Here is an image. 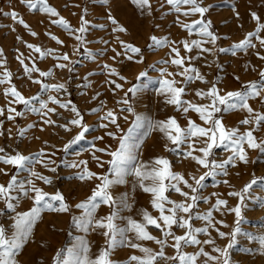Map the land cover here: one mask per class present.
<instances>
[{"label": "rangeland", "instance_id": "1", "mask_svg": "<svg viewBox=\"0 0 264 264\" xmlns=\"http://www.w3.org/2000/svg\"><path fill=\"white\" fill-rule=\"evenodd\" d=\"M48 3L55 7L60 16L68 20L73 28L78 29L81 26L82 16L90 21L89 30L84 34L85 44L81 45L69 31L58 24H53L51 21L58 18L51 17L41 11L39 6L36 10H31L25 4H22L20 0H0V9L3 12H17L19 17L23 18L30 26L31 30L37 33L36 36L31 35L29 29L13 20L10 16H5L3 12H0V49H3V55L0 56V78L4 77L5 72L12 74L10 82L0 83V108L5 110L4 115H0V122H2L0 131L3 132V135H0V148H4L5 152L10 155L19 152L33 157L41 149L47 155L55 152V156L51 157L56 161L55 165H51V167L57 168L55 173L49 171L43 164L34 163L31 165L35 171L52 179V184H45L40 180H36V184L45 192L51 194L61 192L66 202L71 206L69 212H62V216L59 214L60 212L52 211L57 222V233L54 237L55 243L53 242L49 253L46 252V244L49 243V239H47L45 230L49 211L45 210L42 213L41 220L33 230L31 240L18 256L20 264H53V258L56 253L63 250V255L66 256L67 249L77 243V237H81L88 242L90 247L89 255L92 259H95L100 250L106 246L105 237L99 230L85 233L77 229L73 224V217H80L83 214V210L76 208V204L87 200L96 185L100 183V180L82 181L78 179L76 173L81 169L69 168L65 162L84 160L88 162L87 166L91 171L96 172L98 175L108 174L110 165L105 163L104 167H99L92 158L93 146L89 144L88 137L91 134L103 133L102 135L106 141L107 132L112 131L114 126L109 125L105 129L101 125L107 123V121H102L100 118L110 109L119 115L118 122L124 121L123 116H128L129 125L123 129L125 133L127 132V129L132 126L135 120V115L127 111L121 113L120 109L123 105L119 104L118 101L124 97L125 91L132 84L139 83L136 77L140 72L147 71L152 81L161 78L160 72L153 68L152 65H156L159 68L161 64L159 61L170 59L174 56L175 54L171 53V46L179 47L180 54L183 57L199 56L198 59H193L186 65L198 69L200 74L205 77L207 83L202 82L201 86L199 84L200 80L189 83L182 96V100L195 104H198L196 92L199 87L200 90L207 91L213 84H216L221 90V95H223L229 91L241 90L242 82L243 84L250 81L261 82L259 73L264 71V60L259 58V56H264V46L261 45L259 39L253 37L252 43L255 47L249 48L246 52L238 50L233 54L231 47L243 40L247 33L254 32L257 28L258 25L252 18V13H256L261 18V22H264V0H203V6H212L209 12L205 14L204 19L211 20L210 30L219 39L215 44L202 43L201 47L213 49L212 52H202L201 48H196L195 46H192V51L189 52L183 47L184 41L189 42L191 45L192 41L207 39L200 36L198 32L199 25L191 33L181 26V22L191 24L201 18L198 13L184 15L183 13L188 9V5H181V12H176L173 6L167 3V0H150L151 14L149 15L147 8L142 12L140 8L132 3V0H108V3H104L103 0H48ZM85 9H87L86 15ZM109 13L126 29V32L114 33L112 31L113 25L108 19ZM237 13H239L238 16ZM100 24H103L104 28L96 26ZM52 36L58 37L63 43H57L56 40L52 39ZM117 36L120 38L119 40L116 39ZM152 36L157 38L167 37L170 41H174L175 44L161 48L149 47L152 44ZM260 37L264 38V31L260 33ZM121 40L142 49V63L136 62L140 57L128 60L125 55H116L117 52H124V48L120 43ZM103 41L108 43L105 44ZM27 44L39 46L45 52L52 49L53 52L41 59L40 54L28 48ZM220 48L229 49V51L220 52ZM112 49L116 51L114 52ZM89 51H91L95 59L89 56ZM64 53L69 55V61L56 59V57ZM257 53H259V56ZM17 57L24 60V64L28 67L35 65L41 71L52 70L53 75L40 77L38 72H33L30 79L29 73L25 71L24 65L20 63V59H17ZM59 63H67L69 68L73 70L69 71L68 68L61 69L56 67ZM105 65L115 68L120 75L126 77V81H121L118 76L109 74L108 69L104 67ZM161 65L162 68H167L168 72L171 73L181 71L180 68L171 63ZM237 76L239 80L236 79ZM180 78H182L181 82H183L184 78L181 76ZM35 79H40L47 84L63 83L66 85L67 91L61 90L57 92L51 89L42 91L41 85L33 82ZM113 79L123 84V90H114V85L109 83ZM144 82H147V79ZM13 85L26 98L39 97V99L33 101L36 107H39L41 100H48L49 96H55L61 102L71 101V105L76 106L80 110L84 116V122L89 126V131L85 133L84 139L64 151L65 145L81 130L79 127L69 123L75 118V114L69 109L61 108L59 105L49 101L48 106L56 109V112L49 113V116L56 123L45 124L41 115L26 111L22 104L10 103L14 100V97L6 95L5 92ZM158 89L159 85H154L152 93H148L145 88L135 96L129 94L128 98L135 110V114L146 117L148 110L145 106V101L154 100V93H158ZM160 96L162 108L169 107L171 104L166 103L165 96ZM249 103L255 112L264 113V103L261 102L260 97L251 99ZM9 107H14L17 111L25 114L10 120L8 119ZM94 108L101 110L93 113L92 109ZM161 109L156 116V121L168 119L161 113ZM195 113V111L190 110L187 114H184L182 111H177L176 106L173 108V115H175L173 117L177 119L182 128L188 126L189 119L195 121ZM216 115L222 117L223 124L229 129L239 128L241 132H245L250 127H254V125L246 126L240 124V121L249 115L245 110L222 111ZM29 124L35 126L28 129ZM64 124H68L71 131H66L60 126ZM22 129H27L24 136L19 134ZM157 133V140L151 143L152 155L149 161L145 163L144 160L139 158L140 161L151 165L158 157L167 158L171 161L172 171L183 174L185 178H189L191 175L198 177L206 171V169L197 165L190 158L185 159L182 151H169L168 149L175 147V145L170 147V141L159 129H157ZM254 135L258 139H262L264 138V130H258ZM148 138L150 140V137ZM195 147H202L199 140H197ZM247 151L250 163L238 162L236 167L229 166L228 176L220 174L216 179L212 177L206 178V187L202 190V194L211 197V201L210 203H205L201 200L195 211H207L217 199L216 196L212 195L213 193L219 194V198L227 199L230 206H235L237 199L227 194L230 191H238L249 183L254 178V176L247 177L251 172H259L261 174L259 177H264V153H260L257 150L256 158H254L253 152L255 150L247 149ZM47 155L45 158H47ZM96 155L100 156L103 161L111 159L110 156L107 158V155L102 156L97 153ZM228 155H230V152L223 147L214 149V158L217 161L226 159ZM0 168H3L7 173H0V184L6 185L13 175L17 176L19 180H25L30 177L28 169H17L3 163H0ZM128 180L129 183L126 185L114 186L112 189L114 196L119 197L125 192L132 194V183L135 178L129 177ZM223 180H228L229 184L222 183ZM146 183L149 182L146 181ZM184 190L187 191L188 189L185 188ZM132 195L133 199L130 201L132 203L131 210H122L120 217L125 219L116 220V223L122 228L127 226V217L141 221V212L144 209H147L153 216L159 215L151 206V194L144 193L137 187ZM167 195L178 202L183 200V197L175 192H169ZM250 195L252 198L246 201L247 207L244 211L245 219L241 226L242 232L237 238V243L230 250L231 264H264V255H261L258 251V241L249 239V235H264V208L260 206L261 201H264V181L254 185ZM32 206L33 201L30 198H21L18 202L17 211H28ZM55 206L59 207V202H55ZM0 210L3 212V214H0V224L9 227L12 223L11 217L15 213L7 210L3 201H0ZM111 211L112 209L107 205L102 204L97 210L96 216L97 218L107 216ZM214 216L217 220L222 219L230 226L229 228H224L218 225L221 231L225 230V232H228L231 230L235 220L234 214L222 210V212H214ZM193 223L196 227L204 226L203 221L194 220ZM149 231L155 236H161V232L153 229L152 226H149ZM173 231L178 235H182L184 232V230L177 228H174ZM209 231L214 239V233L216 232L212 229H209ZM128 236L134 239V233L129 232ZM199 238L203 240L208 237L201 234ZM137 242L145 247L159 251V246L152 241ZM227 243L228 241L225 239L216 241V245L218 244L217 246L220 247H224ZM203 247L205 251L216 255L212 251V245H203ZM249 249L251 251H248ZM184 251L193 253L198 251V248L189 246L185 247ZM165 252L168 256L175 255V250L171 247L166 248ZM132 255L140 256L143 253L130 247H118L111 258L119 261L120 264H124ZM203 259L201 257V261ZM160 264H172V262L160 261Z\"/></svg>", "mask_w": 264, "mask_h": 264}, {"label": "snow or ice", "instance_id": "2", "mask_svg": "<svg viewBox=\"0 0 264 264\" xmlns=\"http://www.w3.org/2000/svg\"><path fill=\"white\" fill-rule=\"evenodd\" d=\"M22 4H25L29 9L36 10L40 7V10L49 14L51 17H57L51 22L58 24L61 27L69 31L70 34L75 36V39L85 44L84 34L89 30L90 21L83 16L81 17V26L73 28L69 21L64 17L60 16L58 10L49 5L48 0H20ZM104 3H108V0H103ZM138 8L143 10L148 9V14H151L150 0H132ZM169 5H172L176 12H181V5H188V9L184 11V15L199 14L200 19L194 21L191 24H185L181 22V26L186 28L189 33L198 25V32L202 38L206 40H195L191 42L184 41L183 47L191 52L192 46L201 48L202 52H212L213 49L202 48V43H212L219 39L217 35L211 31V20H205L204 16L209 12L211 5L203 6V0H167ZM85 15L87 9L84 10ZM0 12H3L0 9ZM3 15L10 16L13 20L29 29L30 34L36 36L37 33L32 31L30 26L19 17V14L15 11L3 12ZM239 13H237V16ZM252 18L257 22V28L254 32L247 33L246 37L232 45L233 54L235 51L243 50L247 51L251 47H255L252 43L253 37L260 40L262 46H264V38L260 37V33L264 31V22H261V18L256 14L252 13ZM108 19L111 21L113 28L112 31L126 32V29L119 24V22L111 15L108 14ZM97 27L104 28L103 24L96 25ZM15 30V29H13ZM79 33V34H76ZM19 39V37H18ZM52 39L56 40L57 43L62 44L63 41L59 40L58 37L52 36ZM117 40L120 38L117 36ZM152 44L149 47L161 48L165 46L174 45V41H170L167 37L157 38L156 36L151 37ZM107 44V41H103ZM124 48V52H117V56L125 55L126 59L133 60L136 57L137 63L143 62V51L141 48L134 46L130 43L120 41ZM27 47L33 49L36 53L40 54V58L43 59L46 55L53 52L52 49L47 52L42 51L39 46L33 44H27ZM112 51H116L112 49ZM220 52H227L229 49L220 48ZM131 53V54H128ZM171 53L175 55L170 59L160 61L161 64H173L176 65L181 71L177 73L168 72L167 68H157L156 65H152L161 74L159 79L158 94L164 95L166 103L175 105L177 111H182L187 114L190 110L195 111L199 114V118L204 124L209 125L208 127L201 126L195 121L189 119L188 126L182 128L175 117H169L164 121H152L150 118L142 117L139 114H135L130 100L129 94L133 96L141 93L145 88L152 83V78L149 76L147 71H142L136 77L139 83L132 84L118 103L123 105L120 112L125 111L133 113L135 120L132 126L127 129L125 133L121 129L118 123L119 115L114 110H108L100 119L107 121L101 126L107 129L109 125L114 126L117 131H109L107 135L114 140H117L118 147L115 150H109V147L95 148L92 153V158L97 162L99 167H104L107 163L110 165L108 174L98 175L96 172L91 171L88 168V162L81 161H67L66 166L69 168L81 169L76 173L80 180H93L99 179L100 183L93 189L92 194L87 200L76 204V208L82 209L83 214L80 217H73L74 226L87 233L89 231L99 230L105 237L106 246L102 248L95 259H92L89 255L90 247L86 240L81 237H77V243L71 248L67 249V255H63V250L56 253L53 258V264H120L119 261L113 260L112 254L118 247H130L138 249L143 255L137 256L132 255L128 258L124 264H160V261L172 262V264H231L230 250L237 243V238L242 232V222L245 219L244 211L247 207L246 201L251 199V190L253 186L260 181H264V177H255L247 184H245L238 191H230L227 195L237 199L235 206H230L227 199L219 198V194L213 193L217 199L214 204L205 212L195 211L198 208L199 202L203 200L205 203H210L211 197L204 196L202 190L206 187L205 180L208 177L216 179L220 174L224 176L229 175V166L236 167L238 162L244 164L250 163L247 149L259 150L260 153H264V138L258 139L254 133L258 130H264V113L255 112L251 107L249 101L251 99L260 97L261 102L264 103V71L259 73L261 82L250 81L246 84L242 82V89L238 91H229L221 95V90L213 84L207 91L198 90L196 95L201 99H208V104H195L190 101L182 100V96L185 93L186 87L189 83L195 80L203 81L207 83L205 77L200 74L199 70L195 67H188L186 60L190 62L197 57H182L180 55V48L171 46ZM89 56L95 59L94 55L89 51ZM3 55V49H0V56ZM22 55V54H21ZM259 56V53H257ZM261 60H264V56H259ZM20 59V57H17ZM58 60L69 61L70 57L67 53H64L58 57ZM115 59V57H113ZM20 63L24 65L25 71L29 73L31 79V73L38 72L40 77H50L53 75L52 70L41 71L38 67L33 65L28 67L24 64V60L20 59ZM56 67L64 69L69 68L67 63H59ZM108 69L109 74L119 77V80L126 81V77L122 76L117 70L110 65L104 66ZM11 73L5 72L4 77L0 78V83L11 81ZM92 75V73H90ZM179 75L183 77V82L175 79V76ZM168 77H171L169 79ZM87 79V78H85ZM147 79V82H144ZM239 80V77H236ZM34 83L41 85L42 91L55 90L57 92L63 90L67 91L66 85L61 84H47L40 79L33 80ZM114 85L115 89L123 90V84L118 83L115 79L109 81ZM6 95H11L14 100L10 103H19L24 105L26 111L37 113L41 115L45 124H55L56 121L52 120L49 113H55V108L48 106L49 101L59 105L61 108L69 109L75 114L69 123L71 125L79 127L80 132L65 145L64 151H67L72 145L79 143L84 139L85 133L89 131V126L84 122V116L80 110L71 105V101L61 102L55 96H49L48 100H41L39 107L33 103L34 100L39 97L26 98L20 91L13 85L8 88L5 92ZM71 105V107H70ZM101 109H92L93 113L99 112ZM238 110H245L249 115L247 118L240 121L241 125H254L247 131L241 132L239 128H226L222 122V117H218L216 114L224 112H232ZM4 109L0 108V115H4ZM8 119H15L17 116H23L25 113L17 111L14 107L8 108ZM14 114V115H13ZM125 121L128 120V116H123ZM35 125L29 124L28 129H31ZM66 131H71L68 124L60 125ZM2 127V122H0ZM154 129L165 134V137L175 147L168 149L172 152L182 151L184 158H190L197 165L206 169L200 176L191 175L189 178H185L183 174L172 171V164L167 158L158 157L152 162L151 165L145 164L139 159L140 145L143 143V139ZM27 129L20 131V136H24ZM0 135L3 132L0 131ZM99 140H103L104 137H97ZM197 140H199L203 146L195 147ZM183 146V147H182ZM167 147V146H166ZM223 147L230 152V155L226 159L217 161L214 158V149ZM106 153L111 157L108 161H103L100 156L96 153ZM0 163L5 165H11L17 169H28L30 177L25 180H19L17 176L13 175L10 181L5 184H0V201H3L7 210L15 213L11 217L12 223L9 227H5L4 224H0V264H20L18 256L21 254L25 245L31 240L33 230L37 223L42 218V213L45 210L53 212H69L71 206L66 202L64 195L61 192L54 194L45 192L42 188L38 187L36 180L43 181L45 184H52V179L49 176L42 175L41 173L34 170L31 165L34 163L43 164L49 171L55 173L56 161L51 157L55 156V152L47 155L43 149L40 150L35 157L27 156L17 152L14 155L7 154L4 148H0ZM198 153V154H195ZM47 155V158H45ZM0 173L7 174L3 168H0ZM134 177L135 180L132 183L131 193L134 194L137 187L144 193L151 194V206L155 209L159 215L153 216L147 209L142 210V220L137 221L131 217H127V226L120 227L117 223V219H125L120 217L122 210H131L133 195L125 192L119 197L113 195L112 189L117 185H126L129 183L128 178ZM148 181L149 183H146ZM191 181V182H190ZM222 183L229 184L228 180H223ZM188 189L185 191L184 189ZM175 192L183 197L182 201H175L170 198L167 193ZM21 198H30L33 201V206L28 211L19 212L17 211L18 202ZM55 202H59V207L55 206ZM107 205L112 209L111 213L107 216L97 218L96 212L101 205ZM260 206L264 208V201H261ZM226 211L232 213L235 216L234 225L228 232L221 231L218 225L224 228L230 226L225 223L222 219L217 220L214 216V212ZM0 214H3L0 210ZM194 220L204 222L203 227H196L193 223ZM149 226L153 229L159 230L161 236H155L149 231ZM174 228L184 230L182 235H178ZM209 229L214 230L218 237L225 239L228 243L224 247L216 245V240L211 237ZM134 233V239L129 238L128 233ZM203 234L207 239H200V235ZM249 239L258 241V251L261 255H264V235L252 236L249 235ZM137 241H152L159 246V251L152 248L145 247ZM171 241V243H169ZM203 245H212V251L216 255L205 251ZM196 247L198 251L189 253L184 251L185 247ZM173 248L175 255H166V248ZM248 251H251L249 249ZM201 257L204 259L201 261Z\"/></svg>", "mask_w": 264, "mask_h": 264}, {"label": "bare ground", "instance_id": "3", "mask_svg": "<svg viewBox=\"0 0 264 264\" xmlns=\"http://www.w3.org/2000/svg\"><path fill=\"white\" fill-rule=\"evenodd\" d=\"M180 55L182 56V54H180ZM187 63H188V61L186 60V64ZM159 68H162L161 64H160ZM169 79H171V77ZM175 79L178 80V81H181L182 78H180L179 75H176ZM158 81L159 80H153L152 83L146 88L148 93H152L151 91H152V88L154 87V85H159ZM202 82L203 81L199 82L200 86L202 85ZM198 90H200V87H199ZM196 98H197L198 104H208L210 102L208 99H201L197 95H196ZM161 104H162V99H161L160 94L154 93V100H152V101L146 100L145 101V106L147 107V110H148L147 114H146V117L150 118L152 121H156L157 120L156 116L158 115V112H160V109L162 108ZM174 106L175 105L171 104L169 107H163L161 109V113L164 115V117L169 118V117L175 116V115H173ZM194 116H195L194 120H195V122L197 124H199L201 126H204V127H208L209 126V125L204 124V122L200 120L198 113H195ZM118 123L120 124L121 129H124L125 127H127L129 125V121H125V120L124 121H119ZM112 131H117V129L114 127ZM102 134L103 133H101V134H91L88 137L89 144H91L93 146V152L95 151V148H98V147L99 148H103V147H109L110 146L109 150H115L118 147L117 140H114L113 138H111L109 136H107L106 141H105V138L103 140L97 139V137H103ZM157 135H158L157 129L152 130L143 139V143L140 145V149L141 150L139 152V158L144 160L145 163H147L149 161V159H150V157L152 155L151 143L157 140ZM148 137H150V140H149ZM172 145L173 144L171 142H169V146L171 147ZM198 145H199V143H198ZM201 145L203 146L202 143H201ZM256 152H257V150H255L253 152L254 153V158H256V156H255ZM97 154H101L102 156H106L107 155L106 153H99V152H97ZM108 157L109 156L107 155V158ZM260 175L261 174L259 172H251V173H249V175H247V177L248 176H257V177H259ZM59 214L61 216L63 215L62 212H60ZM47 217H48L47 221H46L47 226H46L45 230H46V234H47V239H49V243L46 244V252L49 253L53 242L55 243L54 237H55V234L57 233V229H56L57 222L55 220V217L53 216V212L52 211H49ZM214 234H215L214 239L216 241H219V239L222 240V241L224 240V239L219 238L217 233H214ZM58 235H59V233H58ZM232 252L234 253V251H232Z\"/></svg>", "mask_w": 264, "mask_h": 264}]
</instances>
